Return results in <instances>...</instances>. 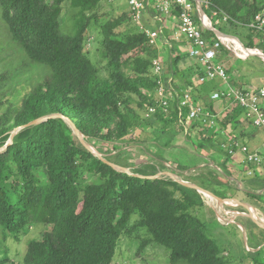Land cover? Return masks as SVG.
Masks as SVG:
<instances>
[{"label":"trees","instance_id":"obj_1","mask_svg":"<svg viewBox=\"0 0 264 264\" xmlns=\"http://www.w3.org/2000/svg\"><path fill=\"white\" fill-rule=\"evenodd\" d=\"M101 1L0 0V25L23 60L46 71L43 80L19 102L0 101V107L5 106L0 110V147L6 145L14 128L53 113L72 119L86 141L94 146L101 143L98 151L105 154V144L118 150V143L138 142L137 130L148 131L152 145L165 150L176 148L178 137L185 135L184 142L205 150L207 158L222 170L221 175L200 174L198 185L219 197L238 200L227 192L229 177L236 170L229 148L238 141L228 128L244 114L242 108L233 103L220 112L215 127L195 120L185 133L178 121V100L173 98L164 108L156 97L159 78L153 72V62L161 60L158 46L150 42L145 27L134 23L130 9L117 16L98 14ZM66 2L68 10L63 15ZM201 2L212 19H218L212 11L231 18L220 20L221 24L213 20L220 31L239 36L238 28L243 27L249 40L257 35L247 24L264 8L258 0ZM147 8L157 13L152 4ZM171 15L178 17V7L174 6ZM122 25L125 29L119 30ZM203 30L207 38L216 39L212 30ZM91 31L100 37L102 67L85 50ZM248 43L245 45L250 47L252 43ZM179 45L175 43L170 51L163 45L168 58L162 63V80L172 78L177 92L187 90L194 102L217 112L210 94L222 87L223 81L200 82L205 71L197 62L182 69L180 63L190 57ZM220 50L221 56L223 50L228 51ZM3 80L1 76L0 83ZM229 82L241 87L234 78ZM183 111L187 114V107ZM214 149L224 155L219 164L211 157ZM121 155L119 151L113 160L106 159L141 175L159 172L147 162L125 163ZM261 156V164L246 162L240 170L244 173L240 181L250 188L236 189L242 191L243 200L264 211V153ZM249 171L253 175L247 176ZM89 176L97 179L84 183ZM204 209L199 192L167 176L148 179L113 169L87 150L61 118L20 129L0 151V228L18 234L27 226H51L40 239L27 242L22 264H111L122 234L138 228L149 235L141 248L151 242L162 245L169 250L168 264H228L218 243L205 230ZM133 215L137 218L130 224ZM263 249L249 251L252 264H264ZM0 264L8 263L3 259Z\"/></svg>","mask_w":264,"mask_h":264},{"label":"rangeland","instance_id":"obj_2","mask_svg":"<svg viewBox=\"0 0 264 264\" xmlns=\"http://www.w3.org/2000/svg\"><path fill=\"white\" fill-rule=\"evenodd\" d=\"M258 2L259 4H264V0H258ZM129 9L130 7L126 0H102L97 11L98 14L117 16ZM67 10L68 4L66 2L63 5V15H65ZM151 20L153 21L152 18ZM133 21L134 23L137 22L136 20ZM143 24L147 26L144 22ZM159 27L160 23L156 22L153 26L148 27V29L159 30ZM122 29H125L124 25L119 28V30ZM99 38L100 37L97 36L96 33L91 31L85 42V50L88 52L92 61L97 66L102 67L105 61L99 56ZM159 42L162 43L161 41ZM231 56L233 60H235L234 55L231 54ZM241 60H236V63H239ZM187 66H195L194 60L188 61V59H186L180 63L182 69ZM45 72L46 71L42 67L28 64L26 60H23V55L19 53L16 45L10 40L9 34L5 28L0 25V77H4L3 82L0 83V101L3 103L7 101L14 103L19 102L22 96L25 95L33 85L43 80ZM230 106L231 105L226 100L215 102L216 111H220L221 114L223 111L228 110ZM225 107H227V109L222 110V108ZM4 109L5 106L0 107L1 111ZM247 119L245 115L242 114L239 116L235 126L234 124L230 125L229 130L237 134L236 140L238 141L235 142L247 146L250 150H257L256 152L261 156L264 153V129L255 127ZM243 131H246V134H248L247 137L243 136ZM136 132L139 141L134 143H118V150H112L111 144H105L108 151H102L108 154L98 151V149L101 150L102 148L100 147L102 146L101 143L97 144V146H94L93 143H89L105 158L110 157L111 160H113L120 151L122 154L120 160H123L125 163L139 164L141 162H147L149 164H154L158 167L159 172H173L182 180L197 185V178L200 174H206L207 172H214L217 175L222 174L221 168H218L216 164L207 158L209 156L206 154L207 152L205 150L199 151L191 143L187 144L184 142L186 138L185 135L178 137V146L176 148L165 150L158 149L157 146L152 145L148 131L137 130ZM194 134L195 133H192V136H195ZM249 137H251V139L247 140ZM221 153L222 152L218 149L212 150L211 157L213 156L212 159L215 160V163L219 164L222 161L224 155ZM236 154L241 156L239 151H237ZM262 159L261 156L259 164L262 163ZM246 162L247 161L241 163V161L236 162L235 160L231 162L236 170H234V174L231 173L229 177L228 184L230 185V189H228L227 192L237 199L238 197L245 198V196L242 194V191L236 188H250L245 182L240 181L244 176V173L240 172V170L244 168V165L246 166ZM259 164L257 166H260ZM261 168L262 167H259V170H261ZM251 170L253 169L251 168ZM251 175L253 174H247V176ZM84 179L86 181L84 183H89L95 181L97 178L89 176ZM200 194L205 206L201 216L202 220L205 222V230L207 234L218 243L228 264H252L249 259V257H251L249 251H256L261 247L264 248V244L260 245L258 248H252L260 242L261 237L264 239V233L262 232L264 228L250 221L247 222L248 224L241 222L245 227L246 225L249 226L246 227V235L243 234L241 228L238 227L237 229V221L240 218L239 216H247L249 213L247 210L240 206L221 205L218 201L206 198L204 193ZM136 218L137 215H133L130 224H132ZM50 228L51 226L48 224L27 226L18 234L6 233L0 228V260L5 259L8 264H22L27 242L31 239H40ZM257 230H260V235H256V239L258 240L254 243L255 237L253 233H256ZM148 238L149 235L147 231L141 228L123 233L118 241L115 256L111 264H168L169 250L162 245L151 242L141 248L142 242ZM262 251L263 253H261L260 256L264 257V249Z\"/></svg>","mask_w":264,"mask_h":264},{"label":"built area","instance_id":"obj_3","mask_svg":"<svg viewBox=\"0 0 264 264\" xmlns=\"http://www.w3.org/2000/svg\"><path fill=\"white\" fill-rule=\"evenodd\" d=\"M130 7L134 20H136L140 27H144L141 23V18L144 11L149 5L155 6V14H151V18L155 22L160 23L159 30H149L144 28L150 42L158 46V41L164 42L171 50L173 47V40H184L188 43L189 57L195 60L200 66L204 68L205 75L200 77V82L208 79H221L226 87L213 90L210 94V99L214 102L219 100H226L229 104H238L247 120L252 121V124L257 128L264 129V108L262 101L264 100V85L257 89L237 88L229 84V74L226 68L217 61V55L222 47L232 53L239 59H246L253 50L249 47L243 46L238 42H233L234 39L230 37H220L217 34L216 39H209L205 36L203 28L212 29L211 23L208 20V15L204 12L201 14L199 3L197 0H126ZM206 1V7L208 6ZM174 6L178 7V27L171 40L165 34V21L170 17ZM202 6V2H201ZM203 9V8H202ZM216 12L212 11V15ZM227 16H224V20ZM211 26V27H210ZM250 28L260 33L264 41V8L258 11L252 18L249 25ZM171 55V53H170ZM264 60V56L262 57ZM164 66L160 59H155L153 62V72L158 76V86L156 89V97L158 103L164 108L169 105V101L173 98L178 100V121L183 127L184 132L187 133L191 123L195 120H200L203 123L208 122L210 126L215 127L218 113L214 110L206 108L204 105L194 102L192 96L188 91L182 94L177 92L172 86V78L165 81L162 80V72ZM187 107L188 112L184 114L183 108ZM153 111L152 108H150ZM237 150L245 154V161L249 163H260L261 156L256 151H251L247 146L234 142L230 145L229 152L234 154ZM251 173V172H250Z\"/></svg>","mask_w":264,"mask_h":264},{"label":"crops","instance_id":"obj_4","mask_svg":"<svg viewBox=\"0 0 264 264\" xmlns=\"http://www.w3.org/2000/svg\"><path fill=\"white\" fill-rule=\"evenodd\" d=\"M152 13H154V12L147 8L144 11V14L142 16V25L146 29H148V27H151V26H153L155 24V21H152L151 19L148 20V17ZM225 15L227 16V19L226 20H224V16ZM213 16L216 17V18H218V19H215V18L214 19L216 20V22H219L220 24H221L220 20H222L223 22H226L227 20L231 19L229 17V15H227L224 12H222V13L216 12V14L213 15ZM207 18H208L209 22L211 23V26H212V29H213L212 31L215 34H217L218 36H220L218 33L215 32L216 30H218V31H220V30L213 25V20H214V19H212L213 17L208 16ZM215 20H214V22H215ZM143 22L145 24H147V26L144 25ZM250 23L251 22H249L247 24V27L248 28H250L249 27ZM177 27H178V17L175 18V17H172V15H170V17H168L166 19V21H165V29H164V31H165V34H167V36L171 40H173V38H174V34H175L176 30H177ZM210 30H211V28H210ZM238 30H239L238 32L240 34L239 36L244 41H241V39H240L239 36H234V35L228 34L229 35L228 37L233 38L234 39L233 42H235V43L238 42L239 44H242L243 46H246V47H247V45H245V44H249L248 42H251L252 45L249 48H251L253 50V54H251L246 59H242V60L240 59L241 61L239 63H236L237 62L236 60H239V59H237L236 56H234L235 57V60H233V58L231 56L232 53H230L228 51H225V50H223L222 56H221V50H220L219 53H218V55H217V61L220 64H222L226 68V70L228 71V74L230 75L229 81H230V79L234 78L236 81H239L240 82V85L239 84L238 85L241 86V87H238V88H243L244 87V88H249V89H257L258 87L264 85V60L262 59V57L264 56V52H263L264 41L262 40L260 33L257 32V31H256L257 32V35L253 36L249 40V38H248V30L246 28H243V27L240 28L239 27ZM220 32H222V31H220ZM223 33H225V32H223ZM225 34H227V33H225ZM175 43H178V45L179 44L180 45H182V44L186 45V47L185 46H182L181 47L179 45V47L181 48V52L184 53V52L188 51V43L186 41H184V40H180V41H177L176 40V41H174L173 40L172 44L174 45ZM163 45L165 46L164 42L160 43L158 41V48L160 50V56H161L162 63H163V60H166L168 58V55H166L167 54L166 53L167 49H164L165 47ZM168 50L170 51L169 48H168ZM169 53H171V52H169ZM191 60H193V59L190 58L188 61H191ZM194 62L196 63L195 60H194ZM192 70L193 69H190L189 72H188V74L191 73ZM217 79H219V78H217ZM220 82L222 83V81H220ZM229 84H230V82H229ZM224 87H226V84L223 82V86L220 87V88H224ZM230 105H232V104H230ZM225 106H226V104H225ZM262 107L264 108V100L262 101ZM225 109H227V107L222 108V110H225ZM217 112H218V115H220V111H217ZM229 128H228V130H229ZM243 133L245 134L244 137H247L248 134H246V131H243ZM232 134L233 135H237L235 133H232ZM250 139H251V137L247 138V140H250ZM237 151H239V150H237ZM237 151L235 152V154L237 153ZM251 151H257V150H251ZM239 153H240L241 156H239L237 154L236 155L234 154V156L232 157V160L233 161L235 160L236 162L241 161V163H242V162L245 161V154L243 152H241V151H239ZM250 172H252V171H249V173ZM257 192L260 194L263 191H257ZM239 199H240L241 202H247V203L253 205L255 207V209L257 210L258 215L261 218L264 219V211L261 210V209H259L256 203H252L249 200H243V198H239L238 197V201H239ZM239 217L240 218L237 221V229H238V227L241 228V230L243 231V234L246 235V233H247L246 227H249V226L246 225V227H245L244 225L241 224V222L244 223V224H248L247 223L248 221H250L252 223H255V222L249 216H245V217L244 216H239ZM231 222H234V221H231ZM253 234H254V237H255L254 238L255 239V242L254 243H256V241L258 240V239H256V235H260V230H257V232L256 233H253ZM260 242H261L260 245L264 244V239L262 237H261ZM254 250H256V249H254Z\"/></svg>","mask_w":264,"mask_h":264},{"label":"water","instance_id":"obj_5","mask_svg":"<svg viewBox=\"0 0 264 264\" xmlns=\"http://www.w3.org/2000/svg\"><path fill=\"white\" fill-rule=\"evenodd\" d=\"M197 2L199 3V8H200V12L201 14H203V9L201 6V0H197ZM216 33H218L220 36L223 37H228V34H225L223 32H220L218 30L215 31ZM50 118H61L63 119L65 122L68 123V125L70 126V128L72 129L74 135L76 136V138L79 140V142L87 149L89 150L91 153H93L96 157H98L100 160H102L103 162H105L106 164H108L109 166H111L113 169L117 170V171H121V172H125L129 175H134V176H138L141 178H148V179H155V178H159L161 176L164 177H169L170 179H172L173 181L178 182L179 184H181L182 186H186L192 189H195L197 192L199 193H206L209 194L212 198H214L216 201L220 202L221 205H234V206H240L243 209L247 210L249 213L247 214V216H249L259 227L264 228V219L261 218L258 213L257 210L255 209V207L247 202H241L238 200H235L233 198H223V197H219L217 196L215 193L195 184L189 181H185L182 180L179 176H177L175 173L173 172H169V171H164V172H159L155 175H141V174H137V173H133L131 171V169L129 167L126 166H122L120 164H117L113 161H110L108 159H106L100 152H98L89 142L86 141L84 135L81 133V131L77 128V126L75 125L74 121L72 119H70L69 117H67L66 115H64L63 113H53V114H48V115H44L41 116L39 118H36L32 121H29L21 126H18L16 128H14L11 132H10V137H9V141L7 142L6 145H4L3 147H0V151H2L3 149H5L8 144H10L12 142V139L14 137V135L22 128L25 127H30L39 123H42L44 121H46L47 119ZM256 214V216L254 217L252 214Z\"/></svg>","mask_w":264,"mask_h":264},{"label":"bare ground","instance_id":"obj_6","mask_svg":"<svg viewBox=\"0 0 264 264\" xmlns=\"http://www.w3.org/2000/svg\"><path fill=\"white\" fill-rule=\"evenodd\" d=\"M203 193V192H202ZM205 197L208 198L209 200H215L212 198L209 194L204 193ZM216 201V200H215ZM254 217L256 216L255 214H252Z\"/></svg>","mask_w":264,"mask_h":264}]
</instances>
